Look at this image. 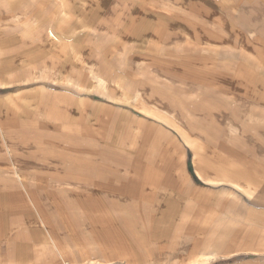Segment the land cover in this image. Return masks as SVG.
Instances as JSON below:
<instances>
[{
	"label": "crops",
	"instance_id": "0c3cea01",
	"mask_svg": "<svg viewBox=\"0 0 264 264\" xmlns=\"http://www.w3.org/2000/svg\"><path fill=\"white\" fill-rule=\"evenodd\" d=\"M171 1L0 0V264H264V0Z\"/></svg>",
	"mask_w": 264,
	"mask_h": 264
},
{
	"label": "rangeland",
	"instance_id": "374dc122",
	"mask_svg": "<svg viewBox=\"0 0 264 264\" xmlns=\"http://www.w3.org/2000/svg\"><path fill=\"white\" fill-rule=\"evenodd\" d=\"M173 3H174L173 6H175L178 3V1L174 0ZM171 4H172L171 0H159L160 6H167V5H171ZM253 4H254L253 8H251V6H244L241 10L235 12L234 14H230L229 12H227L225 16L227 17L228 22H226V23L245 24V25H250V26L254 27L255 29L259 28V26H257V25L264 23V8L261 5H259L258 2H254ZM17 203H20V202L18 201ZM27 203H28L27 201L22 199L21 203L18 204V206L20 208L22 206L23 208H25V210H28ZM93 210H98L104 214V212L101 211L100 209H89V210H84V211H85V213L87 212V214L89 216V213H91ZM109 211L112 214V216L115 217V220H121L122 221V209H111ZM29 212H31V211L29 210ZM77 226H78L76 228L77 230L74 229L75 230V233H74L75 237H73L72 241H67L66 239L65 240H58V231H57L58 228H60L61 234H63V232H64L61 225L45 224L44 227H45V230L47 232V235L42 237V238H44L45 250H47V252L49 254H52V252H55V253L58 252L59 254L64 256V254L60 253V251L62 249L64 251H66L69 255H71V258L74 257L73 259L76 262L77 261L82 262L84 259L78 258V254H80V253L82 254V252H88L87 250L83 249V244H86L87 242H85L83 240L84 238L81 235H77V233L83 228V226L80 224H77ZM111 227H113V226L110 225L109 228H111ZM114 227L119 228L120 231H122V225H114ZM30 229L34 233L38 232V233H36V235H40V233H41L40 231H37L38 228L35 225L31 226ZM112 231H113V234H116L118 236V234L116 232H114L113 228H112ZM76 235H77V237H76ZM63 238H65V237H63ZM120 239H121V237H120ZM80 245H82V248ZM62 264H63V261H62Z\"/></svg>",
	"mask_w": 264,
	"mask_h": 264
},
{
	"label": "bare ground",
	"instance_id": "6f19581e",
	"mask_svg": "<svg viewBox=\"0 0 264 264\" xmlns=\"http://www.w3.org/2000/svg\"><path fill=\"white\" fill-rule=\"evenodd\" d=\"M98 75V74H97ZM93 213V212H92ZM95 217V216H94ZM87 248H90V247H87ZM88 250V249H87ZM93 252V251H92Z\"/></svg>",
	"mask_w": 264,
	"mask_h": 264
}]
</instances>
